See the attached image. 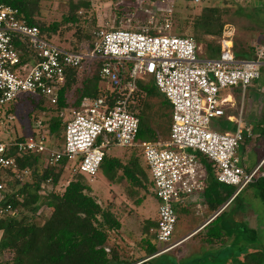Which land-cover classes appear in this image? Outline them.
I'll return each mask as SVG.
<instances>
[{
  "label": "built area",
  "instance_id": "obj_1",
  "mask_svg": "<svg viewBox=\"0 0 264 264\" xmlns=\"http://www.w3.org/2000/svg\"><path fill=\"white\" fill-rule=\"evenodd\" d=\"M163 22H148L142 29L100 30L92 46L77 53L47 40L19 17L17 9L0 5V115L4 109L5 119H15L6 106L27 98L44 99L48 107L56 108L67 70H82L91 63L98 64V76L110 92L60 111L64 130L57 145L38 129L40 122L29 136L0 141V170L22 181L28 172H21L16 160L34 154L42 157L45 168H57L66 160L67 171L93 179L110 149L138 150L158 202L157 228L151 230L162 247L156 256L176 247L172 240L176 208L203 194L204 162L211 165L218 183L235 188L227 204L257 177L264 178V159L247 170L238 157V149L252 136L242 122V103L247 88L261 76L264 46H256L250 60H239L233 53L232 34L224 31L219 57L207 59L191 37L166 34L169 23ZM150 82L171 106L169 134L138 142V84ZM227 89L241 91L236 118L227 115L234 108L232 96L222 94ZM219 119L233 123L234 130L214 125ZM6 215L16 216V211L0 177V216Z\"/></svg>",
  "mask_w": 264,
  "mask_h": 264
},
{
  "label": "trees",
  "instance_id": "obj_2",
  "mask_svg": "<svg viewBox=\"0 0 264 264\" xmlns=\"http://www.w3.org/2000/svg\"><path fill=\"white\" fill-rule=\"evenodd\" d=\"M0 5L17 9L19 17L27 25L37 27L42 36L54 43L51 35L56 34L62 25L76 24L80 20L76 15L77 12L83 10L86 13V10L90 8V1L79 0L76 3L72 2L70 4L69 16L63 17L60 23H53L50 26L44 25V23H41L37 19L40 15L39 0H0ZM216 13L217 9H201V12L191 25V29L195 35L188 36L183 34L186 27L185 24L184 26L177 27L175 36L191 37L197 45H200L202 36L220 37L224 23L213 16ZM157 22L159 25L164 24L163 18L162 20L160 18ZM98 32L96 31L93 33L94 35H90L84 43H80L75 48L61 47L79 53L92 46ZM166 34L169 33L166 32ZM233 53L239 60H250L254 56L255 47L249 48L248 52L236 51L233 43ZM219 55V44L212 41L206 42L203 57L217 59ZM103 84V81L98 76V64L91 63L82 70H67L65 83L59 88L57 93L56 108L48 107L44 99L35 101L31 98L22 100L20 103L14 104V106L21 107L22 104L23 106L31 104L42 112L53 113L55 118L50 122L47 135L56 136L57 139H60L64 130V125L58 117L60 111L66 108L76 109L84 99L94 100L101 96L107 97L110 95V92L105 91L102 87ZM138 89V110L140 111L138 114L139 131L137 141H157L161 136L152 128L149 121V117L152 114L151 105L144 100L152 97L159 98L161 94L152 82L148 84L139 83ZM142 99L144 102H142ZM141 102L143 103V107H141ZM161 104L166 109L162 117L169 120L168 132L165 136L167 137L170 128L171 106L164 96ZM21 109L18 108L15 111L19 113ZM220 120L226 122L224 119L217 121ZM228 125L233 126L231 123H228ZM29 135L28 133L25 134V136ZM16 162L21 172H28L27 175L29 177L26 180L23 178L22 181H17L8 171L0 170V177L6 186L9 201L14 211H16V216H0V253L5 254L8 252L9 254H13L12 264L137 263L120 261L119 259L117 261L113 260V256L106 248V244L110 233L118 235L121 232V224L115 213L119 210L110 204L106 208H102L93 197L92 189L86 184L85 177L75 173L76 177L66 182L60 194L55 192L59 183L65 180L66 175L63 174V171H67L66 160H62L57 168H45L42 157L34 154H27L21 158H17ZM119 163V160L107 159L105 156L101 166L106 167L107 175L110 179H112L113 170L121 167L125 179L139 189L143 188L145 190L144 186L147 177L139 167L137 159L133 158L127 165L120 166ZM204 165L207 172L205 182L207 190H205L204 196L208 203H216L217 207L223 199L218 194V189H220L222 184L217 182L211 165L206 162H204ZM261 173L264 174V166L261 168ZM48 184L51 185L53 191L47 190ZM150 186L154 189L153 183ZM250 186L254 190H257L259 198L264 202V178L257 177ZM231 195L226 196V198H230ZM238 198L239 196L233 202ZM136 205H138V202H136ZM45 207L49 208L50 211L45 215L42 224H38L36 223L35 216ZM125 208V206H122L121 209L125 210ZM221 216L215 219L208 228V240L205 241L206 243H215V241L224 239L226 236L228 238L232 236L234 239H237L234 236L233 229L230 228V223L226 222L225 215L222 214ZM221 220H224V226L222 227H220ZM156 228L157 222L156 224L146 223L142 228L144 233L142 249L145 256L138 260V262L145 260L142 264H165L163 259L166 254L156 256L160 252V249L157 247L155 233L151 232V230H156Z\"/></svg>",
  "mask_w": 264,
  "mask_h": 264
},
{
  "label": "rangeland",
  "instance_id": "obj_3",
  "mask_svg": "<svg viewBox=\"0 0 264 264\" xmlns=\"http://www.w3.org/2000/svg\"><path fill=\"white\" fill-rule=\"evenodd\" d=\"M78 1L39 0L40 15L37 19L46 26L60 23L63 17L69 16L70 4ZM89 1L90 8L86 10V13L83 10L77 12L76 15L80 20L76 24L62 25L56 34L51 35L54 43L72 49L79 46L80 43H84L90 35H94L93 33L101 29H142L148 26V22L155 24L160 18L161 20L163 18L168 21L169 27L167 33L169 35H175L177 27L186 24L183 34L194 36L195 33L191 29L194 19L199 15L201 9L209 8L217 9V13L213 16L217 17L224 25L220 37H201L199 43L201 57H203L206 42L212 41L219 44L224 31L232 34V41L236 51L248 52L249 48L260 45L264 46V0H203L197 4L193 3L194 0ZM102 87L105 89L104 84ZM263 88L264 67L261 69L260 78L252 82L247 88L246 97L243 102V107L246 110L255 108L257 104L262 108L261 114H256V118H260L259 116L264 112ZM234 90H237L236 94ZM225 91L233 95L235 94L234 96L238 95L241 101L240 89H227ZM162 99L163 96L160 95L159 98L152 97L144 101L151 105L152 114L149 117V121L152 128L161 137H165L168 132L169 120L162 117V114L166 112V109L161 104ZM249 100H252L253 103ZM144 101L142 99V102ZM239 105L241 106L240 103ZM21 107H15L14 105L5 107V109L10 108V114L15 117L13 121L5 119V110L1 109L3 114L0 115V122L2 123L0 124V141L9 142L13 141L16 137L24 136L26 133L30 134L31 131H36L39 122L41 128L38 129L42 130V133L47 134L50 122L55 118V115L51 112L49 114L42 112L31 104H25L24 106L22 104ZM141 107H143V103ZM18 108L21 109L19 113L15 111ZM28 115L30 116L28 117ZM213 123L214 125H220L219 128L223 130L231 129L230 125L222 120L213 121ZM48 136L51 135L48 134ZM53 139L56 145L61 142V139H57L56 136ZM123 151L120 152V155L128 157L129 151ZM263 155L264 139H257L256 141H247L246 139L238 151V156L242 162L241 165L245 166L248 170L255 168ZM136 159L138 165L142 166V162L138 158ZM121 162L123 163L122 165H127L129 159L121 160ZM65 171H63V174L66 175L65 180L59 183L55 191L59 194L62 192L66 182L76 177L75 172L70 170L66 174L67 171ZM118 173L121 175V171ZM28 177V175H25L24 179L26 180ZM98 180H101L100 177ZM85 182L89 186L95 187L92 190V195L102 208H106L110 204L120 211L119 216L123 223L121 232L118 235L110 233L106 244V248L112 254L113 260L117 261L119 259L120 261L133 263L143 258L145 253L142 249V241L144 240L142 228L146 220L142 211L135 209V205L138 200L144 199L145 191L148 194L151 192L149 180L145 181L144 190L132 185L125 178H116L114 184L116 185L115 190L118 193H115V198L112 196L114 194L113 190L106 189V186H109L107 183L106 186L104 185L99 188L100 186L97 187V183H93V179L85 180ZM47 188V190L53 191L50 184L47 185ZM220 190L226 196H229L235 191V188L222 185L220 186ZM238 196L239 198L225 211V217L229 219L230 228L233 229L234 236L237 239L231 236L228 242L215 241V243L208 244L203 241L202 244L200 240L202 238L206 239L205 232L202 234L204 235L203 237L202 235H197L184 243L183 246L171 250L169 254L165 255L163 262L165 264H264V202L259 198L257 190H254L250 185ZM224 198L218 206H221L225 202L227 198ZM122 206L126 207L125 210L123 209L124 211L121 209ZM203 210L205 213L208 212L207 208ZM49 211L50 209L47 207L42 208L35 216L36 223L42 224L45 215ZM121 212L124 213L123 217L121 216ZM186 229L183 223L178 220L172 240L174 241L181 235L187 234L189 229L187 231ZM157 247L159 249L162 248L160 245H157ZM13 258V254H9L8 252L5 254L0 253V264H12Z\"/></svg>",
  "mask_w": 264,
  "mask_h": 264
},
{
  "label": "crops",
  "instance_id": "obj_4",
  "mask_svg": "<svg viewBox=\"0 0 264 264\" xmlns=\"http://www.w3.org/2000/svg\"><path fill=\"white\" fill-rule=\"evenodd\" d=\"M263 90H264V88H263ZM234 91H235L234 93L236 94L237 90H234ZM263 93H264V91H263ZM222 94L223 95H231L233 98V102H234V108L232 110H230L229 112H227L228 113L227 115H232L235 118L238 117V109L240 107L239 103L241 104V101L238 98L239 96L238 95L234 96L235 94L233 95V94L228 93L226 91H224ZM249 101H251V103H253L252 100H249ZM263 102H264V97H263ZM242 106H243V103H242ZM242 109H243L242 122L247 129L251 130V135H252L251 138L247 139V141L248 140H255L256 141L257 139L258 140L264 139V112H262V115L259 116L260 118H256L257 117L256 114H258V113L261 114L262 108H260V106L257 104V106L255 108H249L248 110H246L244 107H242ZM137 111H138V107H137ZM138 113H139V111H138ZM170 115H171V113H170ZM170 120H171V118H170ZM226 123H227V121H226ZM231 124L233 126L230 125L231 129H229L228 131H233L235 128L234 124L233 123H231ZM239 149H238V151H239ZM122 150L123 149H117V148L110 149L109 151H107V154H106L107 159L119 160L120 161L119 165L121 166L123 164L121 162V160L129 159V162H130L133 160V158H135V159L138 158V160L142 162V166H143L142 167L141 165H139V167L141 166L140 168L142 169V171L146 175L147 179L149 180V184H151L152 181H151V176H150L149 170H148L144 160L142 159L140 152L138 150H135V149H127L124 151H129V156L128 157H122L120 155L121 154L120 152ZM263 159H264V155L262 156L259 163ZM119 171H121V175L118 173ZM67 173H68V171L66 172V174ZM112 173H113V176H112V179H110L107 175L106 167L101 166L98 174L93 178V183H97V187L100 186L99 188L103 187L104 185L106 186V183H107L109 186L108 187L106 186V189H110L111 191L113 190L112 192L114 194L112 196L115 198V193H118L115 190V188H116V185L114 184L115 180H116V178L119 179L120 177L125 178V176L122 172L121 167L114 169ZM118 175H120V177H118ZM99 177L103 182L101 180H98ZM86 180H88V179H86ZM90 187L92 190L95 189V187H93L91 185H90ZM150 187H151V192L148 194L145 191L144 199L138 200L137 201L138 205H135V207H136L135 209L142 211V213L144 214L143 216H145L144 219L146 221H145L144 225H146V223H155L156 224V222H157L158 202H157L156 196L154 194V189L152 188V186H150ZM205 190H207V187L205 188ZM205 190H204L202 195H196V196L192 197L190 200L185 201L183 204L179 205L176 208L177 221L179 220L181 223H183L184 228L189 229V232L185 235L184 234L181 235L180 237H178V239L173 241V243L177 244L174 249L183 246L184 243L190 241L192 238L196 237L197 235L204 234L205 232H206V239L202 238V240H200V242L203 244V241L205 242L206 240H208L207 239V230L210 227L211 223H213V221L215 219H217L219 216H221L222 214L225 215V211H227L228 207L233 203V201L235 199L234 198L229 204H227L228 201L233 196V195H231V197L226 199L225 202L221 206L216 207V203L210 204L206 201V198L204 196ZM218 190H219L218 194H220V197L224 198L226 196L225 193H223L220 189H218ZM105 191H104V193H105ZM109 195H110V191H109ZM204 208H207L208 212L205 213L203 210ZM131 209H132V207H131ZM128 212H130V211H128ZM116 214H117L118 220L121 224V227H123V223H122L120 216H119V211ZM121 214H122L121 216L123 217L124 213L121 212ZM221 219H222V216H221ZM225 219H226V222L228 223L229 219L227 217H225ZM222 226H224V220L220 221V227H222ZM187 229H186V231H187ZM203 236L204 235H202V237ZM230 239L231 238H228L226 236V238L220 239L217 241H220L223 243V242H228ZM129 242H131V241H129ZM170 252L171 251H169L168 253H165V254H169ZM136 262H137L136 264H142L145 262V260L141 261V262H138V260H137Z\"/></svg>",
  "mask_w": 264,
  "mask_h": 264
}]
</instances>
